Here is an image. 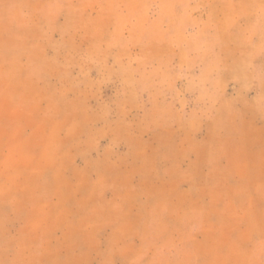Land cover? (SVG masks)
I'll list each match as a JSON object with an SVG mask.
<instances>
[{"label": "rangeland", "instance_id": "obj_1", "mask_svg": "<svg viewBox=\"0 0 264 264\" xmlns=\"http://www.w3.org/2000/svg\"><path fill=\"white\" fill-rule=\"evenodd\" d=\"M0 264H264V0H0Z\"/></svg>", "mask_w": 264, "mask_h": 264}]
</instances>
